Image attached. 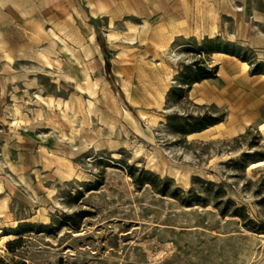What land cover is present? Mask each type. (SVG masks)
<instances>
[{"label": "rangeland", "instance_id": "rangeland-1", "mask_svg": "<svg viewBox=\"0 0 264 264\" xmlns=\"http://www.w3.org/2000/svg\"><path fill=\"white\" fill-rule=\"evenodd\" d=\"M216 52L264 73V0H0V264H264V123L200 105Z\"/></svg>", "mask_w": 264, "mask_h": 264}, {"label": "crops", "instance_id": "crops-1", "mask_svg": "<svg viewBox=\"0 0 264 264\" xmlns=\"http://www.w3.org/2000/svg\"><path fill=\"white\" fill-rule=\"evenodd\" d=\"M174 30L180 29L176 26L172 27L169 31V37ZM215 56L220 59H217ZM227 58L238 60V67L232 70L228 69L224 64ZM213 60L218 66L219 78L217 80L204 81L203 84H208L209 88L203 96L198 95L197 99L203 101V103L199 104L207 105V102L213 97L214 99L211 101V104L220 102L226 105L229 118H234V121L229 119L227 121L228 124L226 123L231 130H238V126L246 130L255 122H259L261 126L264 123V73H251L250 67L245 62L226 53H214ZM239 116L248 122L244 124L236 123L238 122L236 118ZM217 126L198 133V135L209 136L211 133L216 134Z\"/></svg>", "mask_w": 264, "mask_h": 264}, {"label": "bare ground", "instance_id": "bare-ground-1", "mask_svg": "<svg viewBox=\"0 0 264 264\" xmlns=\"http://www.w3.org/2000/svg\"><path fill=\"white\" fill-rule=\"evenodd\" d=\"M180 36H183V33L181 31H175L169 38L170 42L173 43L176 41V39ZM124 92L129 95V90L126 88V86H124L123 88ZM261 165H264V161L263 162H260V163H254V164H251V168H256V167H260ZM248 172H251V171H248ZM251 175V174H250ZM186 175L184 174L183 177L181 176V179L185 178ZM187 182V179L185 180ZM182 183H184L185 185H187V183L183 182V181H180ZM182 185V184H181ZM0 214L1 215H4L5 214V211L4 209H0ZM5 240V239H4Z\"/></svg>", "mask_w": 264, "mask_h": 264}, {"label": "trees", "instance_id": "trees-1", "mask_svg": "<svg viewBox=\"0 0 264 264\" xmlns=\"http://www.w3.org/2000/svg\"><path fill=\"white\" fill-rule=\"evenodd\" d=\"M256 73V72H255ZM211 79V77H204L203 80H208ZM195 83H192V85H194Z\"/></svg>", "mask_w": 264, "mask_h": 264}]
</instances>
